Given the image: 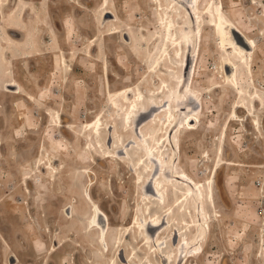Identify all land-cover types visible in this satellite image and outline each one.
Segmentation results:
<instances>
[{"label":"rangeland","instance_id":"obj_1","mask_svg":"<svg viewBox=\"0 0 264 264\" xmlns=\"http://www.w3.org/2000/svg\"><path fill=\"white\" fill-rule=\"evenodd\" d=\"M208 1L199 0L200 11ZM169 3L170 0H160V3L109 0L103 10V0H6L5 13L11 11L9 18L21 22L14 25L11 21L12 25L2 27L0 18V51L6 36H12L8 31L17 40L20 35L13 29L27 30L29 42L38 46L41 55L22 58L24 53L15 50L17 45H14L5 49L4 58L0 59V71L8 69L10 76L22 86V92L31 95L29 99L7 93L4 88L9 80L0 75V264H10L11 254L21 264H111L113 260L115 264H124L113 239L128 223L133 208L142 206V197L136 201L139 187L133 178L132 162L121 152L118 159L122 163L115 160L113 155H117L118 149L113 146L111 157H104L105 149L97 145L96 139L90 141L96 145L91 147L83 129L87 122L100 115L102 144L108 141L109 132L115 131L120 135L119 143L136 138L134 144L129 143V151L133 147L141 148L144 142L141 130L149 129L155 114L165 112L170 103L182 102L183 97L173 98L169 79L175 72L183 76L187 65L182 92L191 93L192 97L188 96L187 100L192 105L187 110L200 117V124L197 130L180 134L181 159L179 162L177 158L174 166L202 183L208 176L212 177L216 165L219 167L213 183L215 208L207 204L211 219L206 238L193 246L192 250L197 248L196 251L186 249L183 238L181 242L177 239L173 245L175 254L177 258L183 257L177 262L264 263V0H222L229 20L257 44L252 74L263 98V103L255 106L260 131L254 129L252 117L241 109L237 110L239 121H228L241 96L236 93V86L225 82L222 76L225 54L218 47L213 28L206 25L209 19L203 13L200 19L194 17L199 38L195 48L193 40L190 41L188 60L187 46L177 53L172 46L174 61L170 59L168 65L157 63L151 67L157 53L161 55L158 47L163 30L157 16ZM176 14L178 22L188 17L183 10ZM192 29L189 27L187 32L191 34ZM124 32L128 33V39ZM64 62L66 66L71 65V70H66ZM164 80H168L166 85ZM241 80L245 81L242 86L246 92L255 90L250 75ZM120 89H133L131 96L140 91L150 99L149 105L157 98L158 104L172 99L164 111L158 110L146 121L147 125L138 127L142 141L135 136L134 128L130 129L132 134L122 131L121 112L119 109L117 112L111 97ZM186 101H183L185 107ZM58 120L63 126L61 131ZM224 132L225 137L221 135ZM166 145L162 155L165 161L174 152ZM87 195L108 217V250L103 251L101 244L85 232L91 215ZM173 238L171 232L170 237L166 236L167 243ZM193 254L194 257L187 259Z\"/></svg>","mask_w":264,"mask_h":264},{"label":"bare ground","instance_id":"obj_2","mask_svg":"<svg viewBox=\"0 0 264 264\" xmlns=\"http://www.w3.org/2000/svg\"><path fill=\"white\" fill-rule=\"evenodd\" d=\"M153 1L155 3H160V0H153ZM108 2L109 0H103L102 5H105L103 10L106 9ZM198 2L199 0H170V3L169 5H167L166 10L158 14L157 20L158 22H160L161 28L163 30L161 35H159L160 43L158 47V51L159 53L161 52V55L157 53V57L154 60V64L151 63L152 64L151 67H153L157 63H160L161 65H168L166 63H168L169 62L168 60L171 59L172 53L170 52V47L172 46L175 47L176 53L179 50H181L182 47L187 46L188 47L187 60H188V58L190 57L189 52L191 50L190 41L193 40L194 48H195L197 45V39L199 38L196 37L197 31L196 28L194 27L195 25L194 17L200 19L201 14L203 13L205 17L209 19L208 21L209 23H207L206 25H208V28L209 26L213 28V33L215 35L218 47L225 54V58L223 60V66L221 69L223 73L222 76L224 77L225 82L231 83L233 86H236L237 88L236 93L239 95V97L241 96V101L235 104L233 109L229 113L230 118L228 121L229 122L234 120L239 121L240 118L237 115V110L241 109L247 113L248 117L249 116L252 117V123L254 129L260 131V126H261L260 117L255 111L256 110L255 106L256 103L257 105L260 106V104L263 103V98L260 96L259 90L256 88L254 84L253 74H252L253 54L257 52V44L253 40V38L247 36L244 32H242V30L237 25H235L234 23H232L231 20H229L227 14L225 13L222 0H219V2L217 1V3L213 2V0H209L205 8H203V11L199 10L200 7L197 4ZM5 4H6V0H0V18H1L2 27H6L12 24L18 25V23L21 22V20H17L14 17L10 19L9 15L11 11L5 13L4 11ZM171 4H173V6H171ZM202 4L204 3H201L200 5ZM181 10L185 11L188 17L184 18L181 22L180 21L178 22L176 21V17H177L176 12H181ZM106 14H109L114 18V16L110 12H106ZM183 22L185 25H181L183 24ZM189 27L193 28L191 30V34L187 32ZM10 29L13 28H9V30ZM33 29H35V26L33 27ZM13 30H15L21 36L20 40L17 41L9 36H6L5 38L6 43L2 46V50L0 51L1 60H3L4 58L5 49L7 51L8 49L13 48L12 46L14 45L18 46L21 43L23 44V46H18V47L16 46L14 48L15 50L17 49L22 54L24 53V56L22 55V58L28 57L30 55L32 56L41 55L38 46L35 43L29 42L27 38L29 33L27 30L24 31H18L16 29ZM115 32L116 31H109V33H115ZM178 32H180L179 36H177ZM235 33L241 36L242 38L241 44H243V46L240 45L239 43L240 41H238ZM124 35H125V39H128L126 37L128 33H125ZM193 36L195 37V39L193 38ZM129 39H131L130 36ZM179 46L180 49L178 48ZM177 57L180 58V56L178 55ZM62 59L65 58L61 57V60ZM64 66L66 67V70L67 69L71 70L70 64L66 66L64 62ZM187 68L188 65L185 68L183 76L179 72H175V69H173L175 75L172 77L171 80L168 78L170 81L169 88L174 91L173 98L179 96L180 98L183 97V99L181 103H177L174 105L173 103H170L169 109L167 110L165 109V112L163 113H159L158 110L160 109L163 110L164 107H166V104L170 102L172 99H166L162 103L158 104L155 103V101H157L158 98L153 100L152 97L151 100H153L154 103L149 105L148 101L150 99L144 97L145 94L143 95L140 91L135 92L134 95L131 96V91L133 89L132 90L120 89L115 94L113 95L110 94L112 97V103L114 104L115 108H117V112L118 109H119V113L121 112V119L123 124V125L121 124L122 131H126L129 134H132L130 131L132 127L135 129L134 130L135 136L139 139L141 138V136L140 133L138 132V127L139 126L144 127L145 125H147L146 121H148V119H150L152 115H154L156 112H158L157 114H155V117L151 119L152 124L149 126V129L145 131L141 130V134L144 140L141 148L137 146L136 148L133 147V150L131 149L132 151H129L128 149L129 143L131 142L132 144H134L136 138L133 139L129 135L130 139L127 143H124L123 140H122L123 142L119 143L118 141L119 139L117 138H119L120 135H117L116 134L117 132L115 131L113 133L109 132L108 141L107 142L104 141L105 143L102 144L103 137L101 136L103 130L102 127L103 121L100 115H97L95 119L90 122L86 121L87 123L85 124V128L83 129L84 136L88 140V143L91 147H95L96 145H94V143L93 145H91L90 141H92V139H96L97 145L105 149L104 157H108V158L111 157L112 151L110 150V148L113 146L118 149L117 155L115 153H114L115 155H113V157L115 156V160L117 159L119 163H122V160L118 159V155L121 152L122 155L127 156V158L132 162L131 169H133L134 172L133 178H136L138 183L137 185L139 187L136 201L138 202L139 198L142 197L141 199L142 206L137 210H134L133 208V210L129 213L128 223L120 228L117 235L113 239L114 240L113 246L114 247L116 246V249L119 250L120 254L118 257L119 258L121 257L120 261H122L121 263L124 264L125 263L180 264L179 262H177V259L182 260L183 257L182 255H180L179 258H177L175 254L176 248H174L173 245L176 243V240L179 239V242H181L183 238L184 243H186V245L188 246L186 247V249H191V251H196L197 248L192 250L193 246L196 245L198 246V244L203 240H205L206 238V230H208L209 228L210 225L209 221L211 219V218L209 219L208 217L209 214L207 211V204L209 202L210 206L213 205L215 208L213 183L219 165L215 166L214 171L212 172V177L208 176L205 183L195 181L186 173L185 170L183 169L179 170L174 166L176 159L178 158L179 162L181 159V149H180L181 147L180 136L182 135L181 133L197 130L200 124V117L197 115H191L192 111L187 110L188 106L192 105V103L189 102V100H187L188 96L192 97L191 93H187L186 95V93L184 94L182 92V88H183L182 86L184 85L186 79ZM0 75L4 78H8L9 80V82L5 83L6 88H4L5 89L4 91L12 94H21L30 99L31 95L28 94L26 95L22 92L23 90L22 86L13 77L10 76V72L8 69L1 70ZM245 75L246 76L250 75L251 85L255 89L253 92H246L245 91L246 89L244 90L242 86V84L245 81L242 82L241 78H243L244 80ZM193 79H194V74H192L191 81H193ZM167 82L168 80H164L163 84L165 83L166 85ZM251 85L250 87H252ZM191 87L192 86L190 84L189 85L190 92H192ZM8 88H12V89H8ZM175 92H177L178 94H176ZM184 99L185 101L187 100L186 107L183 103ZM245 100H250L251 102L247 103ZM178 105H179V110H177ZM182 111L185 112L182 113ZM113 112L114 111H112V113ZM167 115L168 117H166ZM180 119L181 122L179 121ZM58 121L60 123V120ZM178 125L179 127L176 129V126ZM57 126L60 129V131L63 129L61 123L57 124ZM109 129H111V127ZM118 132H121V130ZM221 135L223 137L226 136L225 132ZM165 143L171 146V149H173L174 151V152L172 151L170 152V157L167 161H165L166 160L165 157L162 158V155L164 154L165 151V149L163 150ZM95 154L98 155V153ZM206 156L209 155L206 154ZM229 164L241 165L238 162H229ZM49 167L52 168L51 165ZM89 196L87 200L91 204V215L89 217V223L86 225L85 232L89 235V237H91L92 240H94L98 244H101L102 250L105 251L108 250L110 243L109 220L107 215L99 208V206L96 205L93 199L90 198L91 196L90 197ZM66 213L69 212L67 211ZM101 215H103L106 218L105 226H102L100 224L101 222L99 220L101 218ZM175 226L177 228H175ZM171 232H173L174 238L170 243H167L166 236L168 235L170 237ZM118 234H120L119 238H118ZM127 239H129V242H126L128 241ZM117 242L118 244H116ZM183 244H181L180 249L183 248ZM201 249L202 251L204 250L202 245H201ZM124 250L126 252L125 255L123 252ZM179 251L180 250L177 249V252ZM182 252L183 250L181 251V253ZM195 254L187 256V259L194 257ZM14 261L16 264H21L20 262H18V258L13 254H11L9 263L13 264ZM115 263H116L115 260H113L111 264H115Z\"/></svg>","mask_w":264,"mask_h":264},{"label":"water","instance_id":"obj_3","mask_svg":"<svg viewBox=\"0 0 264 264\" xmlns=\"http://www.w3.org/2000/svg\"><path fill=\"white\" fill-rule=\"evenodd\" d=\"M235 35H236L238 41H240V42H239L240 45L243 46V44H241V42H242V38H241V36L238 35L237 33H235ZM244 47H245V46H244ZM9 89H12V88H9ZM99 221L101 222L100 224H101L102 226H105V225H106V218H105L103 215H101V218H100Z\"/></svg>","mask_w":264,"mask_h":264},{"label":"flooded vegetation","instance_id":"obj_4","mask_svg":"<svg viewBox=\"0 0 264 264\" xmlns=\"http://www.w3.org/2000/svg\"><path fill=\"white\" fill-rule=\"evenodd\" d=\"M223 187L225 190H227V187H226V179H223Z\"/></svg>","mask_w":264,"mask_h":264},{"label":"crops","instance_id":"obj_5","mask_svg":"<svg viewBox=\"0 0 264 264\" xmlns=\"http://www.w3.org/2000/svg\"><path fill=\"white\" fill-rule=\"evenodd\" d=\"M8 35H12V36H14V34H12V33L9 32V31H8ZM12 36H9V37H12ZM20 37H21V36H20ZM16 39H17V41L20 40V38H16Z\"/></svg>","mask_w":264,"mask_h":264}]
</instances>
